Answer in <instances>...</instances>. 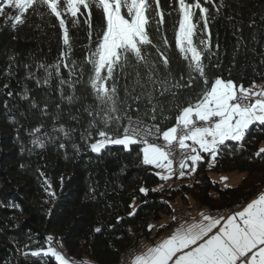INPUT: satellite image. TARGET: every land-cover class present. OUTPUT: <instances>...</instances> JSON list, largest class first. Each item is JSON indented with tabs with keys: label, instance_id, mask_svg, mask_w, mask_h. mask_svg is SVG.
<instances>
[{
	"label": "trees",
	"instance_id": "obj_1",
	"mask_svg": "<svg viewBox=\"0 0 264 264\" xmlns=\"http://www.w3.org/2000/svg\"><path fill=\"white\" fill-rule=\"evenodd\" d=\"M224 3L219 15L212 11L214 20L209 28L212 44H218L219 49L206 71L211 78L222 77L238 86H264V0ZM168 4L169 0H162L166 11H170ZM0 6L4 8L0 17V264H39V258L25 257L23 252L46 249L49 235L55 237L61 251L79 263L111 264L140 236L149 239L166 230L169 225L154 231V224L173 213L172 202L177 197H190L213 211L245 203L263 188L264 152L257 153L264 144V126H253L242 147L229 142L212 165L209 155L203 154V161L187 177L190 183L177 188L160 180L154 167L142 165L138 145L132 146L131 151L110 145L102 154L91 152L82 139L88 120L82 108L93 106L95 100L86 83L88 68L85 67L84 82L76 87L79 99L73 104L61 100L54 90L55 81L53 88L37 87L27 76L36 72L42 78L37 66L56 62L61 52V29L51 26L57 23L55 18L40 20L32 16L13 30L7 17L15 16L17 10L9 8L5 0H0ZM203 6L212 9L209 4ZM165 19L166 35L172 44L167 55L171 71L178 78L186 75L171 31L172 20L178 18ZM94 24H101L95 10ZM72 34L73 56L81 61L88 40L83 29L73 30ZM25 65L31 67L26 69ZM201 87L197 83L178 92L174 99L164 98L166 114L173 117L176 105L186 106ZM25 92L29 100L22 99ZM65 93L73 94L67 88ZM33 101L40 108L47 106L48 114L32 108ZM140 107L139 114L130 113L132 117L150 121L145 116L147 109ZM156 123L166 130L175 121ZM38 125L59 139L43 149L33 147L27 133ZM59 126L74 129L70 139L53 132V127ZM91 142L94 140L88 141ZM61 143L64 148L59 147ZM210 172L246 175L239 184L221 188ZM141 188L148 189L149 194L145 196ZM43 259L47 264H58L52 258Z\"/></svg>",
	"mask_w": 264,
	"mask_h": 264
},
{
	"label": "snow or ice",
	"instance_id": "obj_2",
	"mask_svg": "<svg viewBox=\"0 0 264 264\" xmlns=\"http://www.w3.org/2000/svg\"><path fill=\"white\" fill-rule=\"evenodd\" d=\"M5 2L9 8L17 10L15 16L7 17L13 30L32 16L40 20L55 18L57 23L51 26L61 29V52L56 62L37 66L36 71L43 73L42 78L37 77L36 72L27 76L37 87L53 88L55 81L54 90L61 100L73 104L79 99L75 95L76 87L84 82L85 67L88 68L86 83L95 100L93 106L82 108L88 117L86 135H82V139L93 153L102 154L110 145L122 146L125 151L138 145L142 165L166 170L167 175H157L160 180L167 181L176 172L172 158L174 146L186 157L179 163V177L183 178L184 171L190 167L195 171V166L204 159L203 154L207 153L215 162L229 142L242 147L253 126H264V91L253 92L252 88L238 86L232 80L211 78L206 71L210 62L217 58L219 49L218 44H212L209 28L214 20L212 11L219 15L225 6L224 0L218 3L217 0H203V3L201 0H169L170 11L164 9L162 0ZM203 4L211 5L212 9ZM94 10L99 12V27L94 24ZM3 14L4 8L0 6V17ZM166 17L178 18L172 20L171 31L186 69V75L178 78L171 71L167 55L172 44L166 35ZM76 29H83L88 40L81 61L73 56L72 33ZM30 67L25 65L26 69ZM197 83L202 87L194 98L186 106L176 105L173 117L167 115L164 98L174 99L178 92L191 89ZM66 88L73 94H66ZM22 99H30L27 92ZM141 105L147 109L145 116L153 123L146 124L139 116L133 119L130 113L139 114ZM31 107L48 114L47 106L40 108L33 101ZM59 107L57 105V110ZM169 119H174L175 123L166 130L156 123ZM73 131L63 126L53 127V132H59L65 139H70ZM27 134L32 138L33 147L40 149L59 139L50 136L43 125ZM90 140L94 142L88 143ZM157 140H162L163 145L156 143ZM59 147L65 145L61 143ZM261 152L264 149L257 155ZM140 191L145 196L149 194L148 189ZM200 216L199 221L180 224L163 242L153 247L145 245L147 251L136 255L132 264H264V193L226 219L204 213ZM23 255L39 258V264H47L43 258H52L58 264H75L58 250L51 236L47 237L46 249L26 251Z\"/></svg>",
	"mask_w": 264,
	"mask_h": 264
},
{
	"label": "crops",
	"instance_id": "obj_3",
	"mask_svg": "<svg viewBox=\"0 0 264 264\" xmlns=\"http://www.w3.org/2000/svg\"><path fill=\"white\" fill-rule=\"evenodd\" d=\"M189 165L191 166V162L189 163ZM195 168H196V166H195ZM155 170L157 173H159V171H161V169H157V168H155ZM191 172H193L191 170V167L188 170H185L184 171V177L179 178L177 180V184H175V185H181V184L187 183V181L189 180V179H187V177H188V175L191 174ZM171 180L172 179L165 181V184H168V185L171 184ZM261 193H264V186L252 198H250L247 202L244 203L243 208L246 207V205L248 203H250L252 200L257 198L258 195ZM174 202L176 203V206H175L176 209L175 210H178V213L173 217V214H175L174 213L175 210L173 207V213L170 216H167L162 220L163 224H161V225L159 224V226H157L156 228L154 227L155 228L154 231H155L158 227H160L162 225H169L166 228V230L164 232H162L160 235H158L157 237H150L148 239L149 244L147 247H153L156 244L163 242L164 239L169 238L173 234L175 229L180 226V224H191V223H194L196 221H199L201 219V216H200L201 213H204L206 215H211V216L216 217V218H222V217H217V215H215V214H212L213 212L211 209H209L205 206L199 205V203H197L195 200L191 199L190 197L185 198V197L179 196L172 202V206H173ZM243 208L240 211H242ZM185 216H188V217L179 221L180 218L185 217ZM169 217L170 218L173 217L172 220H169L168 219ZM152 235H153V233H152ZM150 245H152V246H150ZM146 251H147V248L144 249L143 251H141L139 254H143Z\"/></svg>",
	"mask_w": 264,
	"mask_h": 264
},
{
	"label": "rangeland",
	"instance_id": "obj_4",
	"mask_svg": "<svg viewBox=\"0 0 264 264\" xmlns=\"http://www.w3.org/2000/svg\"><path fill=\"white\" fill-rule=\"evenodd\" d=\"M245 88H252V91L253 92H255V91H264V86L262 85V84H255V87H253V85L252 86H250V87H245ZM260 97H256V99H259ZM262 149H264V144L262 145ZM213 164V162L211 161V164L210 165H212ZM159 173L161 174V175H167V172H166V170H162L161 169V171H159ZM246 174H244V173H237V172H229V173H225V174H223V173H215V172H210V176H211V178L215 181V182H218L219 184H220V186H221V188H226V187H229V186H234V185H237V184H239L241 181H242V179L244 178V176H245ZM180 177L178 176L177 178H172V180H171V184H174V187L176 186V188L177 187H179L180 185H175V184H177V180L179 179ZM187 183H190V180H188L187 181ZM171 184H169V185H171ZM176 203L174 202V204H173V207H174V210L176 209ZM217 209V208H216ZM216 209H214L212 212V214H214V212H215V210ZM174 213L175 214H173V217L178 213V210H175L174 211ZM215 216V215H214ZM172 217V218H173ZM218 217V216H217ZM172 218H168L169 220H172ZM168 221V220H167ZM159 224L161 225V224H163V221H160V222H157V223H155L154 224V227L156 228L157 226H159ZM55 242H56V239H55ZM57 243V242H56ZM58 244V243H57ZM59 245V244H58ZM150 246H152V245H150ZM63 251V250H62ZM143 251V250H142ZM64 252V251H63ZM140 253V252H139ZM138 253V254H139ZM66 258H68L69 256H67L66 254H65V252H64V254H63ZM69 259V258H68Z\"/></svg>",
	"mask_w": 264,
	"mask_h": 264
},
{
	"label": "bare ground",
	"instance_id": "obj_5",
	"mask_svg": "<svg viewBox=\"0 0 264 264\" xmlns=\"http://www.w3.org/2000/svg\"><path fill=\"white\" fill-rule=\"evenodd\" d=\"M243 206H244V203H236V204L229 206V207L217 208L215 210L214 214L217 216H222L223 214H225L229 210H234V209L241 210L243 208ZM49 236L55 238L53 235H49ZM49 236H47V237H49ZM147 244H149L148 239L145 238L144 236H140L138 239H136L133 242V244L130 247H128L125 251L122 252V254L120 255L119 259L116 262L111 263V264H121L122 260H125L126 258H129L131 256H133V259H134V257L139 252L146 249L145 245H147ZM46 245H47V243H46ZM68 258L70 261H75V264H82V263H79V261H76L71 257H68ZM88 264H100V263L93 262V263H88Z\"/></svg>",
	"mask_w": 264,
	"mask_h": 264
},
{
	"label": "built area",
	"instance_id": "obj_6",
	"mask_svg": "<svg viewBox=\"0 0 264 264\" xmlns=\"http://www.w3.org/2000/svg\"><path fill=\"white\" fill-rule=\"evenodd\" d=\"M136 118H137V117H133V119H136ZM144 120H145V119H144ZM145 123H146V124H151L152 122L145 120ZM155 142L158 143V144H160V145H163V143H164L162 140H157V141H155ZM174 148H175V154H174V156H173L172 158H173V161H174L173 167H174V169L176 170V172H175L174 175H173V178L175 179V178H177V177L179 176V172H180V169H179V163H180V161H181L182 159H186V157H184V156L181 155V152H180L178 146H174ZM188 163H190V161H188ZM238 211H240V210H237V209L229 210V211H227L225 214H223L222 216H218V217H222V218L226 219L229 215H231V214H233V213H235V212H238ZM187 217H188V216L182 217V218L179 219V221H181V220H183V219H185V218H187ZM54 242H55V238H54ZM55 244H56L58 250H59L62 254H64V253L61 251V248L57 245L56 242H55ZM147 246H148V244H147ZM132 261H133V256H131V257H129V258H126L125 260H122V263H121V264H132ZM82 264H88V263H82Z\"/></svg>",
	"mask_w": 264,
	"mask_h": 264
}]
</instances>
